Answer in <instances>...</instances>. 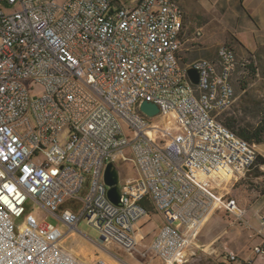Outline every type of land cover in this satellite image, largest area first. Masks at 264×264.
<instances>
[{"label":"built area","instance_id":"obj_1","mask_svg":"<svg viewBox=\"0 0 264 264\" xmlns=\"http://www.w3.org/2000/svg\"><path fill=\"white\" fill-rule=\"evenodd\" d=\"M172 7L180 3L0 0V264H110L77 258L62 244L66 235L34 215L36 205L69 233L86 220L101 245L162 264H186L191 249L204 250L198 237L224 210L259 238L250 250L264 259V215L256 211V228L223 187V177L239 182L260 156L222 120L237 99L240 60L221 45L215 59L184 68L185 31L165 44ZM144 101L160 113L145 115ZM119 160L133 162L137 174L119 171L115 205L104 171ZM147 205L163 225L141 250ZM224 250L227 262L218 264H256Z\"/></svg>","mask_w":264,"mask_h":264},{"label":"rangeland","instance_id":"obj_2","mask_svg":"<svg viewBox=\"0 0 264 264\" xmlns=\"http://www.w3.org/2000/svg\"><path fill=\"white\" fill-rule=\"evenodd\" d=\"M117 2H125L130 4L131 0H118ZM237 40V39H236ZM238 40L234 39H223V41L216 45L212 50L211 55H190L186 52L182 53L185 62H192L193 60L200 58H216V52L219 46L228 45L234 48L237 52H241V55L250 51L244 45L242 47ZM258 51L263 53L264 56V46L258 48L257 50L250 51L251 53H257ZM243 53V54H242ZM247 54V53H246ZM247 56V55H245ZM263 65V66H262ZM258 66L257 74L252 76L249 75L247 70L242 66L239 67V74L236 76V102L233 108L223 114V121L227 123V119H234L235 132L239 130V127H252L257 126L262 119V112L264 111V61L262 64L256 63ZM241 81L245 82V89L242 86ZM42 89L39 85H35L34 94H41ZM173 115H169L163 118V123L168 127L172 125L171 120ZM158 119H155L157 121ZM234 129V128H232ZM259 154L264 157V144L256 145ZM117 168L122 175L126 177L136 176L135 166L133 162L123 163L121 160L117 162ZM264 172V167L261 168ZM255 171L247 175L245 178L240 180L238 183L232 182L230 184V196L235 197L238 201L240 200L249 208L256 201L261 204L264 202V174L255 175ZM242 203V204H243ZM251 212V210H249ZM33 213L39 219L45 220L60 229V231L66 235L63 239V246L72 250L77 258L83 261H95L99 258H105L111 264H162L159 260H152L151 258L144 259H131L126 256L121 251L115 248L113 245L100 244V232L93 226L89 225L86 220H83L79 226V231L74 233H69V227L64 224L56 215L44 210L39 205L34 207ZM252 213V212H251ZM151 220L147 222V225L143 228V233L147 234L146 239L155 238L158 234L161 226L163 225V220L161 216L153 214L151 215ZM250 217V213L246 216ZM220 229L222 231L223 237L219 241L213 243L210 242L217 235V231ZM260 240L254 236V233L246 230L238 223H235L234 219L228 215L224 210L215 212L210 220L206 223L200 233L197 244H202V248L205 252H198V255L190 258L187 264H215L217 262L226 263L225 257V247L234 250L236 253L240 254L244 258H255L252 255L251 247H254L256 243ZM138 257V256H137Z\"/></svg>","mask_w":264,"mask_h":264},{"label":"crops","instance_id":"obj_3","mask_svg":"<svg viewBox=\"0 0 264 264\" xmlns=\"http://www.w3.org/2000/svg\"><path fill=\"white\" fill-rule=\"evenodd\" d=\"M111 1L113 2L114 7H118L121 4L134 5L138 0H131L130 4L117 2L118 0ZM177 2L178 4L180 3V6L186 13L185 34L187 42L185 44L184 52L187 54L197 56L211 55L212 50L216 45L220 44L223 39L228 40L232 38H236L250 51L257 50L258 48L264 46V0H177ZM199 31L201 32V36L197 35ZM232 182L234 181L224 183L223 185V187L229 192V196V186ZM235 183L238 182H234L233 185ZM238 203L247 210V215L250 213L248 220H250L256 228H259L260 225L255 217V213L259 209L261 214L264 215V202L259 204V202L256 201L254 204L252 203L253 206H251L250 209L246 208V205L240 200ZM249 210H251L252 213ZM153 214L159 215L156 212H153ZM151 215L149 218L142 220L138 224V239L140 241L139 249L141 250L146 249L155 239L151 238L147 240L146 237H148V235L143 233V228L152 218ZM217 232L216 237L210 240V242L213 241V243H215L223 237L220 229H218ZM204 245L202 244V246ZM113 246L126 256H129L123 249L117 247L116 245ZM198 246L202 247L201 244H198ZM65 248L74 254L72 250L67 247ZM199 251L205 252L201 249L197 250L193 248L189 252V257H195L198 255ZM102 259L105 258L102 257ZM254 259L256 260V264H264V259L256 257ZM110 261L112 260L109 259V262ZM151 262H148V264ZM218 263L220 262L215 264Z\"/></svg>","mask_w":264,"mask_h":264},{"label":"trees","instance_id":"obj_4","mask_svg":"<svg viewBox=\"0 0 264 264\" xmlns=\"http://www.w3.org/2000/svg\"><path fill=\"white\" fill-rule=\"evenodd\" d=\"M234 39L236 42V38H232ZM241 47L242 45L239 44ZM232 48V47H231ZM239 60H240V66H242L245 70H247V72L250 74H252V76H255L257 74V70L259 69L258 66H255L256 63H260L262 64L264 61V56L263 53L258 51L257 53H251L250 51L246 52V53H242L243 55H241V52H237L234 48H232ZM247 55V56H245ZM184 63H188L185 62ZM263 66V65H262ZM264 73V69L262 71ZM242 86L245 87V82L241 81ZM264 110V108H263ZM235 121L234 119H227V125L230 128H234L233 130L235 131V125H234ZM237 135L244 139L247 140L248 142L252 143V144H256V145H262L264 144V111L262 112V119L260 120L259 124L257 126H252V127H239V130L236 132ZM264 167V157H262L261 155L258 157V160L256 162L255 167L247 174H251L253 171H255V175H262L264 174V172L261 171V168ZM147 208L149 209V212L152 213L153 211V207H151L150 205H147Z\"/></svg>","mask_w":264,"mask_h":264},{"label":"water","instance_id":"obj_5","mask_svg":"<svg viewBox=\"0 0 264 264\" xmlns=\"http://www.w3.org/2000/svg\"><path fill=\"white\" fill-rule=\"evenodd\" d=\"M192 82L197 85L199 83V73L196 69L188 71ZM141 111L148 117L157 116L160 113L158 106L155 103L144 101L141 105ZM104 182L108 186V198L115 204L119 205L121 200L120 176L117 166L113 163H108L104 171Z\"/></svg>","mask_w":264,"mask_h":264},{"label":"bare ground","instance_id":"obj_6","mask_svg":"<svg viewBox=\"0 0 264 264\" xmlns=\"http://www.w3.org/2000/svg\"><path fill=\"white\" fill-rule=\"evenodd\" d=\"M172 5H179V4L177 0H172ZM180 11H184L181 6L180 9L179 7H172V11H171L172 24H170L169 27V37H165V44H174V38H180L181 32L186 30V24H185L186 13L184 12V15L180 17ZM184 68H192V62L184 63ZM250 171L251 170H247V174ZM223 179L224 181H226V183H230L231 176H227L226 178L223 177ZM209 220L210 218H208L207 222Z\"/></svg>","mask_w":264,"mask_h":264}]
</instances>
